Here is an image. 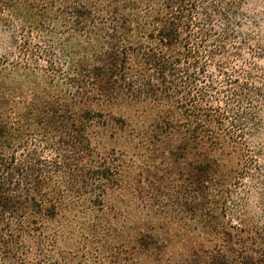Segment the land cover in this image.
<instances>
[{
    "label": "trees",
    "instance_id": "16d2710c",
    "mask_svg": "<svg viewBox=\"0 0 264 264\" xmlns=\"http://www.w3.org/2000/svg\"><path fill=\"white\" fill-rule=\"evenodd\" d=\"M0 14L21 35L0 64V264H264L239 216L264 206V12L0 0Z\"/></svg>",
    "mask_w": 264,
    "mask_h": 264
},
{
    "label": "rangeland",
    "instance_id": "374dc122",
    "mask_svg": "<svg viewBox=\"0 0 264 264\" xmlns=\"http://www.w3.org/2000/svg\"><path fill=\"white\" fill-rule=\"evenodd\" d=\"M242 1L249 3L252 7L256 8L258 12H264V0ZM20 36L18 29L12 25L11 19L8 18V16L0 14V64L14 60V55L17 52L15 47L20 41ZM249 210H255V213H246L239 216H242L248 224L254 222V225L257 226V230H259L264 237V206H262L260 200L253 198L250 202Z\"/></svg>",
    "mask_w": 264,
    "mask_h": 264
}]
</instances>
